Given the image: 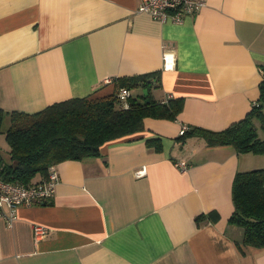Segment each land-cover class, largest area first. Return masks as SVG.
Here are the masks:
<instances>
[{
    "label": "crops",
    "instance_id": "crops-1",
    "mask_svg": "<svg viewBox=\"0 0 264 264\" xmlns=\"http://www.w3.org/2000/svg\"><path fill=\"white\" fill-rule=\"evenodd\" d=\"M138 2L0 0L1 111L109 95L113 79L152 71L154 99L183 101L173 120L146 117L99 155L57 163L53 197L0 216V264H264V247L239 252L243 229L228 222L235 173L264 167V153L176 139L183 125L221 130L258 102L264 0H206L164 22ZM252 122L264 138V103ZM155 136L159 150L145 142ZM9 161L0 143V167Z\"/></svg>",
    "mask_w": 264,
    "mask_h": 264
},
{
    "label": "trees",
    "instance_id": "trees-1",
    "mask_svg": "<svg viewBox=\"0 0 264 264\" xmlns=\"http://www.w3.org/2000/svg\"><path fill=\"white\" fill-rule=\"evenodd\" d=\"M159 71L113 79L115 91L100 97H72L53 102L27 113L1 111L0 130L6 119L4 138L9 147V163L0 167V177L23 184L35 183L50 166L64 160H81L99 155L103 144L144 129L146 117L173 120L181 111L182 98L157 101L151 90L159 86ZM120 87H138L140 92L127 98L125 107L117 95ZM258 102L239 120L221 130L189 126L176 139L201 136L209 146L232 145L238 152L264 153V138L259 137L252 118L264 103V79L258 85ZM142 89H147L143 95ZM148 99V102H146ZM148 146L161 149V138L149 137ZM233 210L228 222L243 229L239 252L264 247V167L237 171L233 177ZM204 215L196 216V220Z\"/></svg>",
    "mask_w": 264,
    "mask_h": 264
},
{
    "label": "built area",
    "instance_id": "built-area-1",
    "mask_svg": "<svg viewBox=\"0 0 264 264\" xmlns=\"http://www.w3.org/2000/svg\"><path fill=\"white\" fill-rule=\"evenodd\" d=\"M206 3V0H139L137 11L147 13L159 21H180L183 17L198 12ZM167 61V58L165 57ZM165 66H168L167 62ZM111 79H106L110 82ZM130 89L120 87L117 95L123 105L127 106V98L130 96ZM182 126L179 133L182 134L186 129ZM180 169L185 166L176 163ZM138 171L137 174H140ZM59 182V177L54 166H50L45 176H42L35 183L23 184L20 182L6 181L0 177V216L6 221H11L15 216V210L19 206H30L33 204L44 203L55 193V188ZM5 209L8 212H5ZM36 239L45 235L46 229L41 225L34 227Z\"/></svg>",
    "mask_w": 264,
    "mask_h": 264
},
{
    "label": "rangeland",
    "instance_id": "rangeland-1",
    "mask_svg": "<svg viewBox=\"0 0 264 264\" xmlns=\"http://www.w3.org/2000/svg\"><path fill=\"white\" fill-rule=\"evenodd\" d=\"M133 89H135V88H132V91H131L132 95H136L137 92H140V90L136 91V90H133ZM142 93H143V89H142ZM7 124H6V121H5L4 125L2 126V128L0 130V143H3L5 146L7 145V143H6L5 138H4V130H5L6 126H7Z\"/></svg>",
    "mask_w": 264,
    "mask_h": 264
},
{
    "label": "water",
    "instance_id": "water-1",
    "mask_svg": "<svg viewBox=\"0 0 264 264\" xmlns=\"http://www.w3.org/2000/svg\"><path fill=\"white\" fill-rule=\"evenodd\" d=\"M143 95H147V89H143ZM146 102H148V99H146Z\"/></svg>",
    "mask_w": 264,
    "mask_h": 264
}]
</instances>
